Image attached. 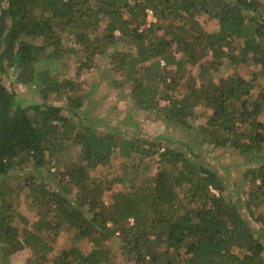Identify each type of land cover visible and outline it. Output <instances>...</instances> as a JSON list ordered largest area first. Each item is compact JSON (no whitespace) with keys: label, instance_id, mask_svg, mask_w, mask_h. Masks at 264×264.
<instances>
[{"label":"trees","instance_id":"obj_1","mask_svg":"<svg viewBox=\"0 0 264 264\" xmlns=\"http://www.w3.org/2000/svg\"><path fill=\"white\" fill-rule=\"evenodd\" d=\"M146 8L157 21H150ZM43 53L54 62L79 57L73 79L95 66L96 56L107 58L120 73L117 79L122 83L125 77L123 83L130 85L138 108L160 109L164 119L187 129L195 128L194 114L202 113L198 140L260 159L243 170V179L250 180L244 192L249 213L253 217L260 211L254 217L258 235L239 206L226 200L222 179L169 145L158 151L160 167L152 185L141 177L135 185L126 184L122 172L138 165L137 155L141 159L154 151L144 142L135 146L121 138L118 125L100 134L85 125L80 95L65 94L66 108L46 102L51 93L75 91L77 85L38 65ZM149 63L154 70L147 76ZM222 64L233 74L215 77ZM5 81L34 87L40 82L41 100L19 97ZM256 86L261 87L257 94ZM160 98L168 104L161 105ZM263 110L264 0H0L3 256L29 247L33 256L27 264H120L108 244L117 236L122 255L133 264H264ZM79 143L78 157L63 163L57 177L41 176L37 183L17 174L41 165L45 152L53 156ZM21 191L38 218L17 228L9 205ZM62 231L93 247L83 253L71 246L52 255Z\"/></svg>","mask_w":264,"mask_h":264},{"label":"rangeland","instance_id":"obj_2","mask_svg":"<svg viewBox=\"0 0 264 264\" xmlns=\"http://www.w3.org/2000/svg\"><path fill=\"white\" fill-rule=\"evenodd\" d=\"M155 21H157V18ZM116 34H119L118 30H116ZM34 42L39 43V40L35 39ZM40 58L38 65L39 63H42V66L45 67L49 74H60V77L63 79L68 77L73 79L72 73L79 57L75 59V57L73 58V54H71L67 57L70 61L65 59L59 62H54L52 59L49 60L45 58L43 53ZM206 59H210V57L208 56ZM95 60L97 61L95 66L84 71L80 76L73 79L77 85L75 91L72 90L70 92L68 88H65L62 89L61 94L53 92L49 95L46 102L66 108L69 107L70 103L66 100L65 94L80 95L82 96V106L80 110H84L81 118L85 125H94L95 127L93 128L98 134L105 133L110 126L116 128L118 125L117 131L122 133L121 138L132 140L135 146L144 142V147H149L154 151V154L145 155L141 159V156L137 155V158H135V164H138L137 166L130 167L132 165H129L123 172L120 169H117V173L122 172L124 174L123 177L126 184L135 185L137 183V177H141L142 179H146V184L152 185L155 173L160 167L157 155L159 153L158 151L164 149L163 144L185 152L190 163L193 162L211 168L216 175L222 179L223 184L226 185V190L224 192L226 200L233 201L239 206L241 215L248 221L250 227L257 236L260 224L254 219V217H256L260 211H257L253 217L249 213L244 192L249 188L250 180L243 179V170L247 166L249 167L258 164L257 161L260 159L248 160L246 156L240 155L237 150L233 148L214 147L198 140L197 129L204 123L203 116L205 115L202 113H199L200 115L194 114L197 118L194 117L193 120L191 119L192 117L190 118L192 123L196 125V129H187L185 126L177 122L164 119L160 109L138 108L130 99V85L123 83L125 77L122 78V83L117 79L120 73H115L113 71V64H111L110 60L104 58V60L99 61L98 56L95 57ZM151 65L152 64L150 63L146 64L147 76L153 74L152 71L154 70V66L151 69ZM237 71L241 72L242 75L244 74V70L242 69H237ZM192 74H197V68H192ZM231 74H233V69L225 68V65L222 64L220 70L215 74V77H227ZM5 84L8 89L15 90L18 96L23 99H28L34 102L41 100L40 94L36 91L37 87L42 86L40 82L36 83V87L30 86L31 84L28 85L17 82H14L12 85L10 82L8 83V81H5ZM259 91H261V87L256 86L254 92L257 94ZM254 96L258 98V96ZM160 103L161 105L168 104V102L164 101L162 98H160ZM62 113L69 115V112L64 109L62 110ZM73 118L76 119L75 117ZM259 118L264 123V110ZM99 119L107 121L108 124L106 126H103V123L99 124ZM133 124L137 125L135 126ZM75 129L81 130L78 127H75ZM147 141L154 144H147ZM186 143L190 144L186 145ZM80 147V143L77 144V146L71 144L69 147L67 146V148L64 147L63 151L54 153L53 156H50L48 155V152H45V161L41 165L34 168L29 167L19 170L17 171V174L22 175L21 179L32 176L31 178H28L37 183L41 182V176L50 175V177H55L58 171L60 172L63 170V163H68L73 157H78L77 153H79ZM198 152L200 153L199 156L197 154ZM32 164L33 163H31V165ZM209 189L210 192L218 194L217 190L213 187H210ZM21 192L22 193L19 194V200L13 201L12 206L11 204L9 205V208L14 213L11 224L17 228L29 226L38 218L34 205H29V207L27 205L29 200L27 201L24 197L25 191ZM182 192V190H178L181 197L183 196ZM109 201L110 199H105V203H109ZM252 209L254 208L252 207L251 210ZM22 218H26L28 223H23ZM108 244L110 245L111 252L114 254V259L117 263L133 264L132 261H128L125 256L122 255L119 247V238L117 236L111 237ZM38 246L40 247V244H38ZM71 246H75L83 253H86L93 247V244L85 238L75 236L70 231H62L57 237V242L55 243L51 254H58L62 249ZM232 250L239 252L237 248H233ZM31 251V248L26 247L20 249L12 256L5 257L3 256V251L0 247V264H27L29 257L33 256ZM111 259L113 258L111 257Z\"/></svg>","mask_w":264,"mask_h":264},{"label":"built area","instance_id":"obj_3","mask_svg":"<svg viewBox=\"0 0 264 264\" xmlns=\"http://www.w3.org/2000/svg\"><path fill=\"white\" fill-rule=\"evenodd\" d=\"M145 12L147 13L148 18L150 19V21H151V22H155L156 17L154 16L152 10L149 9V8H146V9H145Z\"/></svg>","mask_w":264,"mask_h":264}]
</instances>
